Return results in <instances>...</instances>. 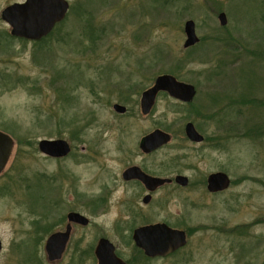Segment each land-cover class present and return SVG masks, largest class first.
Here are the masks:
<instances>
[{"label":"rangeland","instance_id":"374dc122","mask_svg":"<svg viewBox=\"0 0 264 264\" xmlns=\"http://www.w3.org/2000/svg\"><path fill=\"white\" fill-rule=\"evenodd\" d=\"M23 1L0 0V131L15 143L0 175V264H93L98 238L128 260L133 231L156 223L188 232V244L167 258L138 254V264H264V0H70L39 43L13 38L1 20ZM188 21L199 38L191 48ZM161 75L193 85L196 98L162 93L144 115L142 93ZM187 123L204 143L187 139ZM157 129L172 140L144 156L139 143ZM41 140H65L71 154L47 157ZM134 165L191 186L164 188L145 206L122 178ZM218 172L231 186L208 193L203 181ZM71 212L91 224L74 226L50 263L46 242Z\"/></svg>","mask_w":264,"mask_h":264},{"label":"water","instance_id":"95a60500","mask_svg":"<svg viewBox=\"0 0 264 264\" xmlns=\"http://www.w3.org/2000/svg\"><path fill=\"white\" fill-rule=\"evenodd\" d=\"M69 3L66 0H26L22 4H13L2 12V20H5L11 27V34L14 37L23 38L30 41H40L47 37L62 22L69 10ZM225 13L220 14L219 21L221 26H226L228 20ZM186 41L185 48L195 46L199 41L196 33V25L193 21L185 24ZM153 87L142 94L141 110L142 114L149 115L156 104L160 93H167L171 98L183 103L194 101L197 91L193 85L182 83L176 77L171 75H161L157 77ZM115 112L125 114L127 109L124 106L116 104ZM185 134L193 143L204 142V137L197 131L194 124L187 123ZM172 140L171 135L162 131L155 130L146 135L140 143V149L145 154H150L155 150L169 144ZM13 139L0 132V175L5 170L10 160L14 148ZM39 152L43 155L63 159L71 153V146L65 140H41L39 142ZM124 179L129 181L138 179L150 192L155 191L160 186L170 183V179H161L150 177L144 174L139 168H130L125 171ZM176 182L183 187L188 186V178L178 176ZM208 188L211 192H223L230 188L231 180L229 175L218 172L212 174L208 180ZM148 203V199H145ZM69 225L65 232H58L50 236L46 243V254L50 262H56L62 259L66 251L67 242L70 240L72 224L88 225V218L79 213L72 212L68 215ZM133 240L138 248L144 251L150 258L168 257L187 245V235L185 231L169 228L166 224H155L141 227L135 230ZM3 250V244L0 240V253ZM96 255L99 264H125L120 261L115 254V246L106 239L100 240L96 248Z\"/></svg>","mask_w":264,"mask_h":264},{"label":"flooded vegetation","instance_id":"af4514ba","mask_svg":"<svg viewBox=\"0 0 264 264\" xmlns=\"http://www.w3.org/2000/svg\"><path fill=\"white\" fill-rule=\"evenodd\" d=\"M68 2H69V4L71 5V3H70V0H67ZM24 2H26V0L25 1H23V2H20V3H24ZM69 5V6H70ZM71 7V6H70ZM69 11H70V8H69ZM69 11H68V14H69ZM67 14V15H68ZM219 16H220V14H219ZM219 18V17H218ZM170 97V96H169ZM171 98V97H170ZM173 100H175L176 102H179V103H181V104H191V103H183V102H181V101H179V100H176V99H174V98H172ZM113 107V106H112ZM184 130H185V128H184ZM185 132V131H184ZM186 135V134H185ZM145 137V136H144ZM187 137V136H186ZM143 139V138H142ZM141 139V140H142ZM140 143H141V141H140ZM140 143H139V146H140ZM202 143H204V142H202ZM202 143H196V144H202ZM166 145H168V144H166ZM165 145V146H166ZM138 146V147H139ZM165 146H163V147H165ZM163 147H161V148H159V149H157V150H155L154 152H152V153H150V154H145L141 149H140V147H139V150L141 151V153L144 155V156H149V155H152V154H154L155 152H157V151H159L160 149H162ZM133 167H135V168H139L144 174H146V175H148V176H150V177H156L155 175H152V174H149L148 173V171L144 168V167H142V166H137V165H134V166H131V167H128V169H130V168H133ZM128 169H126L125 171H127ZM125 171L123 172V174H122V178H123V180L126 182V183H128V184H136V185H138V186H140L139 188H141L143 191H144V193H145V195H144V197H143V199H142V203L145 205V206H147V205H149L151 202H152V200H153V197L155 196V194L158 192V191H160V190H162V189H164V188H167L168 187V189L169 188H173V189H187V188H189L190 186H191V179H190V177H188V176H186V175H181V174H178L177 176L176 175H173V176H170V177H157V178H161V179H170L171 180V182L170 183H167V184H165V185H163V186H160L159 188H157L155 191H152V192H150L149 190H148V188H146V185L145 184H143L140 180H138V179H132V180H129V181H127V180H125L124 179V177H123V175H124V173H125ZM212 174H214V173H212ZM212 174H210V175H208V177L206 178V180H204L203 181V184L204 185H206V188H207V191H208V193H211V194H219V193H222V192H211L210 190H209V188H208V180H209V177L212 175ZM178 176H184V177H186V178H188V186L186 185V187H183V186H180L177 182H176V178L178 177ZM145 199H148V203H145ZM80 215H82V214H80ZM82 216H84V215H82ZM84 217H86V216H84ZM87 218V217H86ZM88 220H89V223H88V225H82V224H73L72 225V231H73V228H74V226H76V227H86L87 228V226H89L90 224H91V222H90V219L88 218ZM67 222V224H66V227H65V231H66V229H67V227H68V221H66ZM156 224H158V223H156ZM159 224H166V223H159ZM158 224V225H159ZM150 225H155V224H145V225H142V226H140V227H138V228H141V227H145V226H150ZM166 225H168L169 226V224H166ZM170 227V226H169ZM71 233V236H72V232H70ZM133 234H134V231H133ZM133 234H132V238L130 239L131 241H133V243H134V238H133ZM187 235H188V233H187ZM71 236H70V239H71ZM102 239H105V238H98V241H96L97 242V244H96V246H95V248H94V246L92 247V250L93 251H90L91 252V254H90V258L89 259H92L93 260V264H99V261H98V258H97V255H96V248H97V246H98V243L100 242V240H102ZM107 240V239H106ZM108 241V240H107ZM69 242H70V240H69ZM68 243V242H67ZM112 243V242H111ZM69 244V243H68ZM68 244H67V246H68ZM135 244V243H134ZM115 246V245H114ZM135 248H136V253H137V255L135 254L131 259H125V258H123L120 254H119V252L117 251V248H116V246H115V254H116V256L118 257V259H120V261H122V262H124L125 264H138V260H140L139 259V257H138V254L140 255V258L141 259H144V260H151V259H156V258H150V257H148V256H146V254L144 253V251H142V250H139V248H137L136 246H135ZM64 255V254H63ZM80 255V254H79ZM82 261H80L79 263L80 264H83V263H81ZM54 263V262H53Z\"/></svg>","mask_w":264,"mask_h":264}]
</instances>
